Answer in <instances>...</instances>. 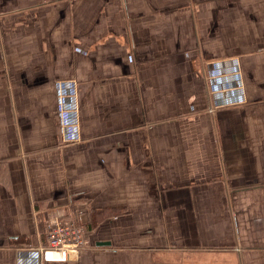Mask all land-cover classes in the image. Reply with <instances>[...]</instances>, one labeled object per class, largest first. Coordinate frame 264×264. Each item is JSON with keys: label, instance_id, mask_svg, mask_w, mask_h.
<instances>
[{"label": "crops", "instance_id": "obj_1", "mask_svg": "<svg viewBox=\"0 0 264 264\" xmlns=\"http://www.w3.org/2000/svg\"><path fill=\"white\" fill-rule=\"evenodd\" d=\"M0 264H264V0H0Z\"/></svg>", "mask_w": 264, "mask_h": 264}, {"label": "built area", "instance_id": "obj_2", "mask_svg": "<svg viewBox=\"0 0 264 264\" xmlns=\"http://www.w3.org/2000/svg\"><path fill=\"white\" fill-rule=\"evenodd\" d=\"M47 242L41 247L46 261H67L87 246L85 226L60 217H48Z\"/></svg>", "mask_w": 264, "mask_h": 264}, {"label": "water", "instance_id": "obj_3", "mask_svg": "<svg viewBox=\"0 0 264 264\" xmlns=\"http://www.w3.org/2000/svg\"><path fill=\"white\" fill-rule=\"evenodd\" d=\"M99 244H107V243H99Z\"/></svg>", "mask_w": 264, "mask_h": 264}]
</instances>
